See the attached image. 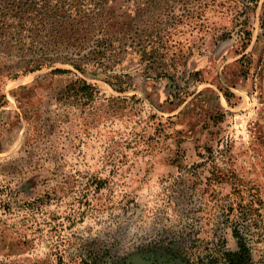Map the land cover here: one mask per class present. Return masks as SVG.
Segmentation results:
<instances>
[{
  "label": "rangeland",
  "instance_id": "374dc122",
  "mask_svg": "<svg viewBox=\"0 0 264 264\" xmlns=\"http://www.w3.org/2000/svg\"><path fill=\"white\" fill-rule=\"evenodd\" d=\"M247 1L167 10L153 66L74 71L90 99L0 62V264H264V0Z\"/></svg>",
  "mask_w": 264,
  "mask_h": 264
},
{
  "label": "trees",
  "instance_id": "16d2710c",
  "mask_svg": "<svg viewBox=\"0 0 264 264\" xmlns=\"http://www.w3.org/2000/svg\"><path fill=\"white\" fill-rule=\"evenodd\" d=\"M191 1L0 0L2 68L12 79L51 68L52 75L73 77L61 96L93 98L98 93L96 87L74 71L84 75L92 69L111 73L110 64L124 54H136L139 63L153 66L162 58L159 52L167 50L169 33L161 37L152 22L168 17L167 10H187ZM239 33L250 40L248 32ZM257 216L261 218V214ZM233 237L245 248L236 230Z\"/></svg>",
  "mask_w": 264,
  "mask_h": 264
}]
</instances>
